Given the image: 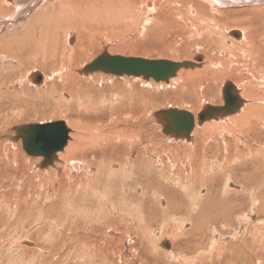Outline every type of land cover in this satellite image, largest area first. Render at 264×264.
Wrapping results in <instances>:
<instances>
[{
    "label": "rangeland",
    "instance_id": "374dc122",
    "mask_svg": "<svg viewBox=\"0 0 264 264\" xmlns=\"http://www.w3.org/2000/svg\"><path fill=\"white\" fill-rule=\"evenodd\" d=\"M202 3L205 4V2ZM159 12L156 15L151 14L147 21L142 18L141 23L145 26L143 28L139 25L126 28L119 26L114 31L100 33L97 44L89 51V56L92 55V57L87 58L88 54H86L84 63L92 61L104 52L169 58L177 61L194 60L196 54L200 53L205 58L207 55L216 56L217 62L220 59H224L223 62L231 61L226 53L223 55L212 49L218 45L217 43L216 45L210 42L212 44L210 50L209 42L203 39L202 34L195 33L191 25L185 26L184 20H181L180 26L177 23L170 27L171 29L166 28L168 35L160 33L159 27L163 25L162 20L167 19L158 18ZM170 15L167 16L169 22L173 21L172 13ZM154 23H160L159 27ZM125 40L124 44L122 41ZM119 42L120 45L115 48ZM57 51V59L47 61L48 63L41 62L40 56H36L37 59L31 56L30 59L32 58L33 62L23 66L18 64V66L15 64L8 66V62L7 64L0 60V264H127L124 263V252L121 250V247L126 245L131 246L132 254L138 257L136 259L138 264H264V210L262 211L264 198L259 193L258 200H253L248 191L241 190V184L236 183V179L249 173L251 168L248 165H245L244 169L236 166L240 159L235 160L234 157L241 153L231 155L233 151L238 152L243 147L256 148L258 142H264V130L245 133V141H241L240 144L232 133L226 136V139H231V150L227 142H224L223 149H217L218 143L225 138L218 132L206 135L204 140L197 143L192 141V146L198 144L199 147L197 155H193L192 158L194 164L190 165L186 160V154H178L179 151L184 153L187 146L183 145L185 144L183 141L187 139L183 140L181 137L163 133L162 126L156 117V113L162 109L182 108L199 112L207 105H223L220 90L225 82L231 81L241 87L246 83V87L253 78L249 75L244 76L247 79L242 80L238 71H235L213 80L210 76L203 80L183 82L181 88H176L177 84L173 85L167 81L157 82L134 75L126 78L123 74L103 73L107 76L105 77L97 71L94 76L100 75V78L96 82L92 81V84L82 82L85 77L80 75L78 82H82L81 86L87 88L92 85L93 88L86 89L87 93L82 96L85 100L84 104L80 103L82 97L79 98L73 94L77 105L74 106L76 108H70L62 102L64 99L62 92L69 93V89L63 88L61 84L59 69L62 61L58 57L61 48ZM80 54H76L75 59L80 57ZM232 55L235 62L236 55ZM221 60L219 63H222ZM13 69L15 72H12ZM34 70L41 72L43 79L46 77V80L41 82L30 80L28 75ZM52 71L55 72L52 73ZM52 80L56 81L53 90L50 89ZM127 85L128 89H131L130 85H133L134 89L145 97L142 98L145 108L134 106L135 101L126 96L124 88ZM120 90L122 91L119 94ZM105 95L108 97L103 102ZM93 98L96 100L89 104ZM126 107L128 109H125ZM97 113L98 116H96ZM108 113L112 119H107ZM100 114L106 117H100ZM77 118H83L84 123H81L82 120L77 121ZM72 119H75L79 126L85 124L87 128L100 129L102 132H117L118 125L121 123L119 126H124L132 136L127 138L117 136L116 141L111 142L101 141L96 147L85 148L84 151L78 152L77 157H72L69 163L58 161L44 167L42 159L29 155L23 149L22 140L16 137L17 133L14 130L15 127L24 124L54 120L67 122ZM123 121H125L124 124ZM79 129L75 128L77 132L80 131ZM139 130L140 133L136 134ZM233 131L236 132V130ZM97 132L94 130V133ZM238 133L244 132L238 131ZM140 144L148 145L149 151L144 150V157L150 159L159 153L167 164L165 171H162L164 177L161 178L164 193L155 194L154 187L147 184L145 205L138 207L141 191L137 188L140 186L143 189L144 185L136 181L134 176L130 185L132 188L128 192L132 195L131 200L128 198L129 206H117V209L111 206L112 209H110V206L105 205L103 201L105 197L102 196L110 187L100 189L101 192L91 190L90 187L87 188L86 178L96 173L99 168H104L108 157L113 164L126 161L127 159L120 157H124L126 152L132 153L135 157L136 152L140 150L138 148ZM171 152H174V157ZM22 153L29 159L23 158ZM170 156L177 163L175 168L180 169L181 172L170 167L171 164H168L171 160ZM16 157L19 161H14ZM250 157L252 154H245L243 158L248 161L251 160ZM20 159L26 162L22 163ZM261 160L264 161V158ZM76 161H81L82 164L77 166ZM183 161H187L185 166L182 164ZM212 162H215L213 167ZM153 166L156 172L161 171L159 164L158 167L154 164ZM209 168H212L210 176L217 175V179L221 180L216 181L214 187L207 189L202 182H192V187H186L181 178L179 183L176 182L177 176L180 175L183 178L194 170L199 171V177H205L207 174L204 171L210 170ZM107 169L111 168L107 165ZM225 169L235 171L233 173L235 181L232 180L230 183L240 188L232 189L231 192L234 195L236 193L235 196L240 203H246H242V208L238 209L234 219L230 220V215L226 216L224 213V206L218 205L220 202L236 203L232 200L233 195H230L227 201H223V196L227 194L223 190L224 184L226 180H229L228 175L230 176L225 173ZM108 172L111 173V171ZM108 172L101 173L102 177L106 176V179L111 177L113 180L110 178L109 181L112 180L113 187L119 192L122 175L115 173L111 176ZM149 176L151 175L148 174L147 180L152 182ZM147 180L145 182H148ZM208 184L213 186L212 183ZM102 186L106 185L102 184ZM226 186L229 187L230 184ZM164 194L171 195V199L166 198ZM117 196L116 201L120 203V196ZM239 196L244 200L241 201ZM68 198L72 199L69 204ZM86 199L92 204L87 203ZM192 199H196V203H193ZM254 206L260 207L261 212L252 209ZM241 213L247 216V220L241 221ZM124 216L128 218V221L112 220L113 225L107 228V221ZM197 216L202 218L199 219ZM83 220L88 222V226ZM92 224L94 225L92 230L84 228ZM23 240L29 241L30 244L21 245L19 241ZM163 241H166L168 246H165ZM219 253L223 255L216 260ZM137 263L129 262V264Z\"/></svg>",
    "mask_w": 264,
    "mask_h": 264
},
{
    "label": "bare ground",
    "instance_id": "6f19581e",
    "mask_svg": "<svg viewBox=\"0 0 264 264\" xmlns=\"http://www.w3.org/2000/svg\"><path fill=\"white\" fill-rule=\"evenodd\" d=\"M202 2H205V4ZM158 12H159L158 18L162 17L163 19L166 18L168 20L167 16L170 15V13H172V16L174 17V19L173 17L171 18L173 21L170 22L167 20L164 21L162 20L163 25H161L160 27H159L160 23L159 24L154 23L156 26L160 28L161 30L160 33L161 32L167 33L166 35H168V31H167L168 29L166 28H170L173 25H176L177 23H178L177 25L180 26V22H182L181 20H184V25L186 24L185 26L191 25V28L195 31V33L202 34L201 36L203 37V39L206 42H209L210 50L212 48L211 43H215V44L217 43L218 45L216 44L217 46L212 49L214 51L216 50V52L223 53V55L226 53L228 57L231 58V61H225V62H223L224 59L223 60L220 59L222 63H219L220 60L219 62L216 61L215 59L216 56L207 55L205 58L204 55L200 53L196 54L195 56L196 59L194 60L177 61L169 58H162L166 60L176 61L181 64L190 61L193 64L192 66L189 67L184 66L178 69L176 74L169 78V80L167 81L168 83L173 85L177 84L176 88L177 87L181 88L183 82H193L195 80H203V78H209L210 76L212 77L211 79L213 80L220 77H224L226 75H230L235 71H238V74L240 75L242 80L247 79L244 76H249V75L250 77L253 78L249 82V85H247L246 87H245L246 83L242 85V87L244 88H242L240 85L236 83L228 81L233 84L234 88L237 90L242 100L240 108L238 109L237 112H235V113L240 112L238 114L232 113L225 116H218L211 119L212 121H209L210 120L209 119L203 123H199L198 113L200 111L192 112L191 110L184 109L194 114L196 119V124L194 126L192 133L190 134V138H186L187 140L183 141L185 143L183 145L187 146L184 149V153H181L179 151L178 154H186V158H187L186 160L189 162L190 165H193L194 160L192 158L193 155H197L198 153L197 148L199 147V145L195 144V146L197 147H195L194 145L192 146L193 144L192 141H195V143H197V141L204 140L206 135L218 132L220 135L225 136V138L222 142L218 143L217 149L218 150H221V148L223 149L224 142H227L230 144L228 148H230L231 150L232 149V145L230 143L231 139H226V136H230L232 133L236 141L240 144L241 141H245V133L250 131L264 130V0H0V60L1 62H6V63L8 62L9 63L8 66H14L13 64L15 65L18 64L19 66H23L26 63L30 64V62H33L32 58L30 59L31 56L33 58H36V56H40L41 62L48 63L54 59H57L56 57L58 55L57 50L61 48V53L58 56L61 58L62 61L59 69L61 72V80H62L61 84L63 88L69 89V93L62 92L63 94L62 96L64 97L62 102L64 103V105H67L68 107L71 108L77 105L76 97H73V94L80 98L87 93L86 89L93 88L92 85H89L87 88L86 86H81L82 82H88L90 84H92L91 83L92 81L96 82L100 78V75L98 74H97L98 77L96 76L97 79L94 76V73L97 71H99L98 72L99 74L101 73L109 74V72H105L100 69L98 70L96 69L88 73H85L83 71L85 66H87L89 63L95 60L99 55H101L99 54L92 61L86 64L84 63L83 59H85L84 56H86V54H88L87 58L92 57V55L91 57L89 56V51L97 44L96 42L98 40L99 34L103 32L114 31L117 28H119V26L126 28L127 26L131 27L132 25H139L140 27L143 28L145 26L144 24L141 23V19L144 18L147 21V19L150 18L151 14L155 13L156 15ZM122 42L124 43L126 42V40ZM119 45L120 42L115 45L116 46L115 48H117V46ZM72 53H74L75 55L76 54L79 55L80 53L81 54L80 57L75 59L74 57L75 55H73ZM232 54L236 55L235 62H233L234 59H232L233 58ZM111 55H121L125 57H144L148 59H161V58H151L147 56L145 57V56L118 54L114 52H111ZM35 61L36 60H34V62ZM81 62H83L82 63L83 65L81 64L82 66L80 67ZM65 64H69L70 66H66ZM12 72H15L14 69L12 70ZM53 72L55 71H52V73ZM80 75L85 77L82 79L83 81L81 83L78 82V80L80 79ZM123 75L126 78H129L127 76H131L128 74H123ZM104 76L107 77L106 75ZM28 77L30 80L32 79V81L34 82H41L43 80H46V77L45 79H43V74L41 72L38 71L35 72V70L30 72ZM138 77L143 78L145 80L153 79V78L147 79L144 78L143 76H138ZM157 82H165V81H157ZM55 84L56 81L52 80V87H50V89H52ZM128 85L126 88H124L126 96H129L133 100V102L135 101L134 106L138 105L139 108H145L144 104H142V98L144 99L145 97H142L143 95L141 96L140 92H137V90L134 89L133 85H130L131 89H128L129 88ZM78 86H80V88H78ZM223 88L224 85L222 89L220 88L221 89L220 95L223 99V104H224L225 100H224ZM122 90H120L119 94L121 93ZM106 97H108V95H105L103 97V102L107 99ZM95 100L96 98H93L89 104H91ZM80 103L81 104L85 103L83 97ZM89 104H87V106H89ZM131 105H133V103H131ZM111 107L113 108V106ZM96 109H98L99 110L98 113H100V109L98 107ZM125 109H128V107H126ZM98 113L96 114V116H98ZM101 116L104 115L100 114V117ZM156 117H157V121L160 122V125L162 126L163 129L162 117L157 115V113H156ZM107 119H112L110 113L107 114ZM79 120H82L81 123H84L83 118H77V121ZM54 121H58V120H54ZM54 121H50V122H54ZM68 121L67 122L64 121L67 127L69 128L66 144L62 149H60L55 153V157L53 158L52 162L49 163L48 165L56 163L58 161L69 163L71 162L70 159L72 157H77L78 152H81L82 150L84 151L85 148L91 149L93 147H96L101 143V141L111 142L112 140L116 141L115 138L117 136H120V138L123 137L127 138L132 136L126 131L124 126L122 127L119 126L121 125V123L118 125L117 132L116 131L102 132L100 129L87 128V125L85 124H80L81 126L80 128L79 123L75 119H72L69 122ZM125 121H123L122 123L124 124ZM43 123H49V122H43ZM32 124H39V123H32ZM202 124L204 125L202 126ZM75 128L76 130L80 128L79 129L80 131L77 132ZM94 130H97L98 132L94 133ZM233 130H236V132H234ZM238 131L244 133L239 134ZM15 133L17 132L15 131ZM139 133L140 130L136 132V134ZM18 138H21L22 140L21 142L23 143L22 137L19 136ZM183 140H185V138H183ZM258 143L259 144L258 146H256V148L252 146H247V147H243L242 149H239L238 152L233 151V153L231 154L233 155L235 153H241L234 157L235 160H237L238 158L240 159V161L236 165L237 167L244 169L245 165H248L251 168V171L249 173L242 175L241 178L238 179L235 178V179H236V183L241 184V190L248 191L250 193L249 195H252L253 200H258L257 194L259 193L262 196V198H264V161L261 160L262 158H264V142H258ZM142 145L143 144H140L138 146L140 150L136 152L135 157L132 156V153L129 154L128 152H126L124 157L120 156L122 159H127L126 160L127 163L126 161H124V162H116L113 164L111 163L112 160L108 157L105 161V163L107 164L104 163L105 164L104 168L102 169L99 168L96 173L90 174L86 178L87 188L90 187L91 190H96L97 192H99L100 189L103 190L107 186L110 187L107 188L108 191H106V193L103 192L104 195L101 194L103 197H105L103 198L105 205H108V207L110 206V209H112L113 207L117 209V206H121V207L129 206L130 202L128 198H130L131 200L132 195H129L128 192L129 189L132 188L130 185L133 182L134 176L136 177V181H140L144 185L143 189L140 186L137 188L139 191H141L140 199L135 198L138 199V207L139 205L141 206L145 205L148 186L154 187L155 194L159 195L160 193L162 194L164 193V191L162 190L161 178L164 177L162 171H165L167 164L164 163L162 156L158 152H157L158 154H156L155 157H152L150 159L144 157L143 153L144 150H148V145H143V146ZM159 147L163 148L162 146ZM209 147L213 148V146H209ZM172 150L173 149H171V151ZM171 153L174 157L175 156L174 152ZM245 154L248 155L252 154V157H250L251 160L248 161L244 160L243 157L245 156ZM22 156L23 158L29 159L23 153ZM171 156L169 157V159H171ZM36 157L42 159L43 160L42 162H44L45 160L44 156H36ZM20 160L22 161V163L26 162V160L24 159H20ZM14 161H19V159L16 157ZM186 162L183 161L182 164H184L185 166ZM169 163L171 164L170 167L173 170L175 167H177L176 166L177 163L174 162L172 159L168 161V164ZM75 164L79 166L82 164V162L76 161ZM153 164L157 167L159 164L161 171L156 172ZM211 164L213 167L215 165V162H212ZM224 164H225V160H224ZM107 165L111 169L108 170ZM182 168L186 169V167H182ZM209 169L210 170L204 171L205 174H207L205 175V177L203 176L199 177L198 176L199 171L194 170L190 174L188 173V175H185V177L183 178L180 177V175L177 176L176 182L179 183V180L181 181L182 179L184 180L185 182L184 185L186 187L189 186L192 187V184L194 182L204 183L207 189L208 187L210 188L214 187L215 182L221 180L217 179V175L210 176L212 168ZM175 170L177 171L178 169L175 168ZM106 171L107 172L111 171V173L108 172V174H110L111 176L114 175L115 173L116 175L118 174L122 175L121 177H123V180L121 183H119L120 185L119 192L113 187L114 183L111 182L113 180L111 177H107L108 179H106V176L102 177L101 173L104 174V172ZM179 171L181 172L180 169L178 170V172ZM234 172L235 171H227V169H225V173L230 174V176L228 175L227 178L229 180H226V183L224 184L225 187L223 186L224 187L223 190H225V192L224 191L223 192L227 193L225 196H223V201L224 200L227 201V198L230 197V195H233L232 200L233 201L235 200L236 203L233 204V202H229V203L227 202L226 204L224 202H220L218 204V205L222 204L224 206L223 208L225 210L224 213H226L225 215L226 216L230 215L229 220L234 219V216L236 215L238 209L242 208L243 206L242 203H244V202L240 203L238 201V198H236L237 196H235L236 193L234 195V193L231 192L232 189L240 188V187L236 188L234 184L231 185L230 183L232 180H234L233 179ZM148 174L151 175L149 177L151 178L150 180H152V182L147 180ZM110 178L112 179L111 181H109ZM145 180H147L148 182H145ZM208 183H212L213 186L209 185ZM102 184H105L106 186L104 187L102 186ZM226 184H230V186L228 187L226 186ZM66 191L68 190L66 189ZM168 192L170 193V191ZM166 194H164L166 198L171 199V195H166ZM117 195L120 196V200H121L120 203L116 201ZM239 199H241V201L244 200V198L243 197L241 198L240 196ZM70 200L72 199L70 198ZM70 200L68 198L67 200L68 204L71 203ZM86 201L87 203L92 204V202H89L88 199H86ZM195 201L196 199L193 200V203H196ZM208 204H203V205H208ZM90 206L92 208V205ZM252 209H256L258 212H261V208L258 206L256 207L254 206ZM263 210L264 207L262 208V211ZM240 215H242V217H240L241 221L244 219L247 220V216L245 214L241 213ZM201 216L203 215L201 214ZM201 216L200 217L197 216V217L201 219L202 218ZM99 220H95V221L98 222ZM112 220H114L115 222L117 220L128 221V218H126L125 216L122 218L120 217L113 218L106 222L107 228L113 225ZM139 220L140 218L138 219V221ZM84 222L86 223L85 225L88 226L87 225L88 222L86 221ZM86 226L84 228L92 230L93 229L92 227L94 225L93 224L89 225L90 227H86ZM166 241H163L164 242L163 244L165 246H168L167 242L169 241L167 242ZM19 243L24 246L25 245L28 246L30 244V242L29 241L27 242V240L19 241ZM123 245H125V243ZM121 250L122 252H124L123 253L124 254L123 257L125 258L124 263L129 264V262L133 263V261H135V263L138 262L136 260L138 257L132 254L131 246L129 245L123 246L121 247ZM217 255L218 256L216 257V260L219 259L223 255V253H219Z\"/></svg>",
    "mask_w": 264,
    "mask_h": 264
},
{
    "label": "water",
    "instance_id": "95a60500",
    "mask_svg": "<svg viewBox=\"0 0 264 264\" xmlns=\"http://www.w3.org/2000/svg\"><path fill=\"white\" fill-rule=\"evenodd\" d=\"M189 62L179 63L166 59H148L144 57H125L103 53L84 67L88 73L94 70H103L112 74H128L153 78L156 81H168L181 67H189ZM224 104L207 105L198 113V122L203 123L209 119L229 115L238 111L241 98L231 82H226L223 88ZM157 115L163 120V133L178 138H190L196 124L192 112L179 108L162 109ZM17 136L23 139L26 152L34 156H44L43 166L52 162L55 153L62 149L68 137L69 128L63 120L49 123L27 124L15 127Z\"/></svg>",
    "mask_w": 264,
    "mask_h": 264
}]
</instances>
